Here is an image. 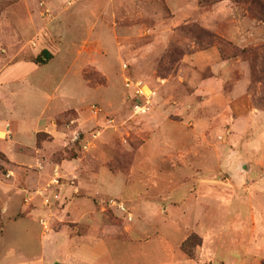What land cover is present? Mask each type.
<instances>
[{
  "label": "rangeland",
  "instance_id": "obj_1",
  "mask_svg": "<svg viewBox=\"0 0 264 264\" xmlns=\"http://www.w3.org/2000/svg\"><path fill=\"white\" fill-rule=\"evenodd\" d=\"M3 1L0 108L21 125L0 139L61 147L34 132L64 93L60 105L84 102L86 114L81 123L75 110L59 117L64 146L45 149V162L32 155V166L19 165L0 151V264H264L256 0ZM43 50L52 59L37 64ZM45 92L54 101L46 115ZM84 173L110 190L100 180L84 191ZM21 186L29 196L14 197ZM63 187L76 194L66 214ZM94 206L112 233L99 238L109 253L90 261L74 252ZM82 216L76 233L69 220Z\"/></svg>",
  "mask_w": 264,
  "mask_h": 264
},
{
  "label": "crops",
  "instance_id": "obj_2",
  "mask_svg": "<svg viewBox=\"0 0 264 264\" xmlns=\"http://www.w3.org/2000/svg\"><path fill=\"white\" fill-rule=\"evenodd\" d=\"M5 70H3L2 72H5ZM18 79L19 78H17L16 80L18 81ZM23 79H24V77H20V80H23ZM4 81L8 82L7 79L1 78V73H0V89L4 86V84H5ZM42 96H43V100H45V106H44L43 111H45V115H46V113L54 111V107H52V103H51L54 101H51L52 97H49V94L47 92H45V94H43ZM69 99H70V95L64 93L63 97L60 98L59 105L57 106V108L55 110V114H54L55 116L53 118L51 117V119H49L50 124L45 123L43 125V127L40 124L34 132L36 136L38 133L50 134L51 136L54 137V142H56L57 145H58L57 142H60L62 144L61 147H59V145H58L56 148H54V147L51 148V145L45 144L42 146L41 149H38L37 148V140H36V142L28 143V142H25L23 140V136L19 135L16 139H12L10 142L2 141L0 139V151L3 152L4 154H6L11 162L16 163V164L18 163L19 165H28L29 167L32 166L31 162H29L32 155L36 158V162L39 161L38 158H40L43 162L47 161L50 158V155H48V156L45 155V149L51 150V154H53L54 151L61 150V148H63V146H64L63 140H64V136H65V131L62 130L58 124L59 117L68 111L75 110L78 114V116H77L78 118L76 120L81 123V120L84 118V115L86 114L84 107H83V105H85V104H83L84 102H81V104H80L81 106L78 105L77 107H71L69 105L68 106L60 105V103L69 104V102H67V100H69ZM2 106H3V100H0V107H2ZM60 106L61 107L63 106V107L60 108ZM3 113H4V111L0 108V132L1 133H4L6 131L12 132V130H9L8 128L10 127V125H15L18 130H15L16 133L14 131L13 132L17 136L19 134L18 133L19 125H21L19 123L18 119L17 118H14V119L11 118L10 120H8V118L6 116H3ZM39 121L41 122V120H39ZM4 126L6 128L2 129V127H4ZM13 132H12V134H13ZM13 136H14V134H13ZM33 149H36L35 152L30 151ZM14 152L16 153V156H17V154H19V155H21L22 158L18 161H16V159H18V158H15V160H12L11 154H13ZM25 156H27V157H25ZM80 160L81 159H79V160L74 159L73 161L80 163ZM71 162L72 161H64L63 166L64 167H71L70 166ZM48 175H49V170L47 172L43 173L41 176H42V178L46 179ZM65 176L69 177L70 175H65ZM99 177H101V175H98L95 173L81 174V178H82L83 182L80 184V188H84L85 189L84 191H86V189L93 191L94 187L99 183L98 181L101 180V182L104 183L103 185H105L107 187L106 190H110V182H107V180L101 179L102 177L99 179ZM12 178L17 179L18 175L16 174ZM13 189L14 190L17 189V186L13 187ZM18 190H20L21 193L20 194L15 193L14 197L21 198L19 196H23L24 194L26 195L28 193L26 188L22 187V186ZM79 190H81V189H78L76 187L74 192L78 193ZM77 195H79V194H77ZM27 196H29V194H27L26 197ZM71 196L76 197V194L75 195H74V193L72 194L69 191V189L66 187H63L61 189V196L59 197V199L62 201V204L65 205V207L63 208L64 214H66V206L69 205V202L71 200ZM9 201L10 202H7V205L12 207L13 206V200L10 199ZM27 205L28 204H25V206H27ZM218 205L220 207L219 203H218ZM102 211H103V209L100 211V210H97L96 206H94V208H92L91 210H89L87 212V214H85V216L87 215V218H85V219H88V223H89V224H86L85 226L88 227L89 233L87 235H78L79 238L77 239L75 244L76 245L78 244L81 246H79L77 249H75L74 254L77 255L79 258L84 257L86 260L92 261V260H96V258L102 259L104 256H106L109 253V246H108L107 241L105 239H99L100 237H104V235H106L108 233H112L111 230L109 231L108 226H106L102 221V216L100 215ZM98 217H101L99 220V222H101L100 226H99V224L98 225L96 224ZM84 220H83V216H82V218H80L77 221L69 220V222H72L74 224V226L76 228L75 229L76 233L78 230V225H81ZM93 222H94V225L93 226L90 225ZM57 234H59V233H57ZM68 237L71 238L72 236L69 235ZM94 237H97V239H99V240H97V239L93 240ZM79 239H89V242H85V241L81 242ZM108 240H113V239H108ZM82 244H84V245L82 246Z\"/></svg>",
  "mask_w": 264,
  "mask_h": 264
},
{
  "label": "trees",
  "instance_id": "obj_3",
  "mask_svg": "<svg viewBox=\"0 0 264 264\" xmlns=\"http://www.w3.org/2000/svg\"><path fill=\"white\" fill-rule=\"evenodd\" d=\"M220 0H203L204 4H214L216 2H219ZM256 7V12L257 14L261 17L264 18V0H256V2L254 3ZM4 1L0 0V8L4 7ZM1 13V12H0ZM214 36H212L213 38ZM258 50H264V45L261 46L260 49H255L251 52V54L257 53ZM243 54H250V51L244 50L242 51ZM52 59V54L50 53V51L48 50H43L41 55L37 57L36 61L37 64H41V65H45L47 64L50 60ZM257 78L258 80L262 83V91L264 94V54L260 59V64H259V70H258V74H257ZM264 100V98H263ZM190 242V239H187L185 241V243L183 244L184 248H187L188 243ZM190 256V255H189Z\"/></svg>",
  "mask_w": 264,
  "mask_h": 264
},
{
  "label": "built area",
  "instance_id": "obj_4",
  "mask_svg": "<svg viewBox=\"0 0 264 264\" xmlns=\"http://www.w3.org/2000/svg\"><path fill=\"white\" fill-rule=\"evenodd\" d=\"M7 136L10 135L9 132H6ZM121 208H124V207H121Z\"/></svg>",
  "mask_w": 264,
  "mask_h": 264
}]
</instances>
